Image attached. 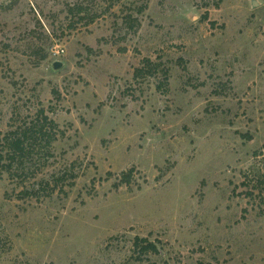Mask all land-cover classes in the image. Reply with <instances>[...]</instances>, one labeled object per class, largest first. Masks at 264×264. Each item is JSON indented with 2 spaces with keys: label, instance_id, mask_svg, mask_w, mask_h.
<instances>
[{
  "label": "rangeland",
  "instance_id": "rangeland-1",
  "mask_svg": "<svg viewBox=\"0 0 264 264\" xmlns=\"http://www.w3.org/2000/svg\"><path fill=\"white\" fill-rule=\"evenodd\" d=\"M41 109L0 264H264V0H0V152Z\"/></svg>",
  "mask_w": 264,
  "mask_h": 264
},
{
  "label": "trees",
  "instance_id": "trees-1",
  "mask_svg": "<svg viewBox=\"0 0 264 264\" xmlns=\"http://www.w3.org/2000/svg\"><path fill=\"white\" fill-rule=\"evenodd\" d=\"M143 12V9L139 10ZM137 26H139V19L135 17ZM153 66V62L149 58L143 60V66L136 69L135 75L138 77L145 73V67ZM59 125L54 120L51 119L45 112L44 109H41L37 115V119L32 120L25 127L20 128L10 132L9 135H6L3 138V152H0V161L4 160V151H6L7 158L9 159L8 165L12 170L13 167H19V165H24L28 162L29 157L33 155L37 143L45 140L47 146H51L59 137ZM61 132V131H60ZM63 134V133H61ZM132 172V171H131ZM124 173L123 178L120 183L130 184L132 181V173ZM117 184L116 186H119ZM143 242H147L146 245H142ZM136 247H141L143 253L148 252H159L156 244L147 240V238H142L140 236L136 237L135 240ZM197 264H204L203 262H198Z\"/></svg>",
  "mask_w": 264,
  "mask_h": 264
},
{
  "label": "water",
  "instance_id": "water-1",
  "mask_svg": "<svg viewBox=\"0 0 264 264\" xmlns=\"http://www.w3.org/2000/svg\"><path fill=\"white\" fill-rule=\"evenodd\" d=\"M58 65V64H57Z\"/></svg>",
  "mask_w": 264,
  "mask_h": 264
}]
</instances>
